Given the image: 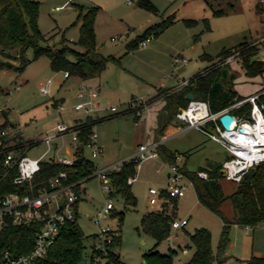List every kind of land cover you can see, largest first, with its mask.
Segmentation results:
<instances>
[{
  "label": "rangeland",
  "instance_id": "1",
  "mask_svg": "<svg viewBox=\"0 0 264 264\" xmlns=\"http://www.w3.org/2000/svg\"><path fill=\"white\" fill-rule=\"evenodd\" d=\"M36 1L39 2L38 26L50 45L59 44L63 36L70 42L77 41L80 21L75 24L74 22L77 19L78 5L101 7L95 19L99 51L104 56H115L119 62L109 61L99 77L82 81L87 86L99 87L97 99L103 107H108V111L102 110L94 116L100 118L111 113L116 114L93 127L102 152L97 157H92L89 146L83 149L84 156L98 167L127 159L139 143L150 138L151 126L144 113L154 102V87L188 80L206 64L207 60L202 58L204 55L215 57L223 48H231L244 40L250 41L259 37L264 27V15L257 14L255 0H150L158 9L157 14L138 7L136 0H130V3L127 0ZM230 4L237 10L235 13L226 12L231 8ZM213 10H222L224 13L215 14ZM172 13L176 16L174 22L157 36H151L146 45L137 44L127 49L126 44L141 34L149 23L159 20V15L166 17ZM184 19H193L195 22L188 26ZM111 37L115 39L111 40ZM72 45L76 50H82L79 45ZM259 48L260 54L264 56V46L261 44ZM175 56H182L187 62L176 67ZM25 57L30 62L21 71L0 69V130L9 131L7 137L14 133L16 135L18 131V135L22 134L23 139L38 141V144L27 152L29 156L37 158L47 149L46 144L40 141L41 138L54 133L58 122L71 126L76 119H83L86 115L72 109V105L77 102L75 93L81 80L74 76L64 78V72L53 71L46 56L33 59L32 48L26 50ZM12 62L15 65L20 64V61ZM223 66L234 75L233 88L235 82L236 89L244 91L264 85V72L258 78L243 74L239 55L232 57ZM48 79L52 81L51 91L49 94H43L39 87ZM134 99H142L143 102L137 103ZM132 100L134 102L131 103ZM58 103H62L64 108L60 109ZM111 106L117 111L109 112ZM136 111L143 114L137 117ZM5 120L12 124L4 125ZM12 127L16 131L11 130ZM176 129L177 127L173 126L166 134L169 135ZM163 144L169 150L179 153L176 164L190 172L207 167L210 163H222L231 157L223 146L208 139L203 132L195 128L170 136ZM74 145L71 134L58 136L51 141V149L41 160L73 158ZM168 172L169 164L159 156L140 162L131 184V192L136 199L135 206L125 204L119 194H110L109 191L103 190L102 181L97 177L83 182L80 186L82 193L79 192L77 202V224L81 231L85 235L97 231L95 220L98 219V212L102 211L106 202L111 199L114 208L103 213L99 225L119 229L117 232L120 243L116 247L120 257L119 264H144L143 255L151 249L162 254L172 251L173 264H184L194 251L187 233H193L201 227L210 231L211 246L215 252L222 219L199 203L193 186L185 176L181 179L186 186L185 193L177 199L175 219H184L186 225L171 229V238L162 240L158 245H155L154 238L141 230L142 215L160 207V192L166 187ZM219 181L225 194L231 193L236 186V182L225 176ZM153 196L158 202L148 206L149 199ZM221 210L227 218L232 217L233 208L229 200L222 203ZM117 212H122L120 225ZM235 229L237 235H242L241 238L244 237L241 232L249 236V249L252 246L254 231L258 236L255 246L260 245L264 251L263 224L249 232H246L245 227L234 224L229 228L228 239L236 235ZM85 244L88 248L90 240L86 239ZM184 247L187 249L186 253L181 251ZM231 260L230 264H241L233 260V257Z\"/></svg>",
  "mask_w": 264,
  "mask_h": 264
},
{
  "label": "trees",
  "instance_id": "2",
  "mask_svg": "<svg viewBox=\"0 0 264 264\" xmlns=\"http://www.w3.org/2000/svg\"><path fill=\"white\" fill-rule=\"evenodd\" d=\"M136 5L153 14L158 13V9L150 0H136ZM77 21H80L79 35L75 42H70L64 36L59 44H48L47 38L38 26L39 2L36 0H0V69H15L18 71L30 62L25 57L28 48L33 49V59L40 56H46L49 59L50 68L55 72H67L68 76H74L81 80H87L100 75L106 68L109 61L119 62L111 55L104 56L97 47L94 23L99 12V7L91 5L83 7L77 6ZM215 14H222V10H214ZM174 22V16L169 15L162 18L144 29L127 44V49L139 44L149 36H157L166 27ZM186 25L190 26L195 21L193 19H184ZM73 44L79 45L82 50L78 51ZM239 50L241 67L246 76L253 77L264 72V61L253 60L251 58L258 53L257 44L243 41L240 44L223 48L220 53L211 57L204 55L202 58L210 64L195 73L186 86L181 89L159 88L157 96L164 100V105L157 117L156 140L165 134L166 128L173 121L178 110L185 108L189 100L186 94L191 93L194 99L207 101L211 112H217L232 104L234 101L243 98L233 88L234 75L229 74L226 79H222L221 70L226 66L216 65L223 61L225 57ZM12 60L20 61L15 65ZM216 81L222 83L219 90H213L212 86ZM258 102L264 104V94L259 96ZM251 105L243 104L231 111L233 115L248 116ZM116 114H110L106 117L86 116L85 119H77L74 127L79 129L78 135L82 143L75 147V159L71 165H66L54 161L50 158L40 161V168L34 174L31 180L17 183L14 181L17 176V165L12 163L10 166L4 164L7 151L14 150L20 153L24 148L29 150L38 141L33 139H23L14 146H6L10 140L16 137L2 136L3 144H0V198L9 193L37 194L42 189H47L50 179L65 172L66 176L62 178L63 183H74V189L79 194L80 186L83 182L93 178L96 169L94 162L84 156L83 149L91 143L88 135L93 127L103 119ZM6 122L4 125L8 126ZM158 156L169 165L175 164L179 153L166 148L163 143L157 146ZM184 154V153H182ZM140 161L131 159L124 161L117 171L109 175L114 191L111 194H119L125 204L135 206L136 199L131 192V183L127 182L128 177H134L136 168ZM222 163H210L207 167H200L197 171L190 172L184 167H178L179 171L185 176L193 186L198 201L212 212L218 214L222 219V227L219 234L218 245L214 252L211 246V233L207 228L201 227L188 233L194 251L188 261L184 264H216L223 263L225 257L223 253L228 242L229 228L232 224L255 227L264 223V161L245 171L241 179L236 182L234 190L225 194L220 184L218 174ZM199 171L206 172L207 177L202 178L198 175ZM163 202L159 209L146 211L140 219V228L145 233L154 238L158 245L165 240L171 232L172 223L176 217L177 199L168 196L165 191L160 194ZM229 200L233 215L227 218L221 210L224 201ZM118 225L122 220V212L116 213ZM39 224L29 225H10L0 231V264L2 254L5 250H10L15 254L29 252L34 246L35 233ZM119 229H117L118 231ZM93 236L85 235L77 224L76 220L68 222L60 227L59 235L54 244L49 248L47 255L36 261L35 264H59L79 262L84 254L86 239ZM120 237H116L115 245H119ZM144 264H173L172 251L168 254H162L155 249H151L143 255ZM120 257L111 255L110 264H119ZM246 264H264V256H251L246 260Z\"/></svg>",
  "mask_w": 264,
  "mask_h": 264
},
{
  "label": "built area",
  "instance_id": "3",
  "mask_svg": "<svg viewBox=\"0 0 264 264\" xmlns=\"http://www.w3.org/2000/svg\"><path fill=\"white\" fill-rule=\"evenodd\" d=\"M127 2L130 3V0H127ZM57 8L58 7H56V9ZM150 37L151 36L142 40L139 44L142 46L146 45V41ZM239 53V50H235L225 57L223 61L216 63V65L219 67L223 66L225 63L229 62L232 57L239 55ZM186 62V58L182 56L174 57L176 66L179 63L184 64ZM64 76L67 77L68 73L64 72ZM82 81L75 93L77 102L72 105V109L86 116H94L102 110L108 111V107H103L98 101L96 97L97 89L85 85ZM51 82V79H48L45 84L41 85L39 87L40 92L49 94L51 91ZM188 82L189 79L181 80L174 89H181L186 86ZM262 94H264V89L238 99L217 112L210 111L207 101L192 99L185 108H181L176 112L174 122L176 123L177 129L172 134H178L184 130L195 128L203 132L209 139L219 143L231 155V157L224 160L222 163V167L226 170L225 177L234 182H238L245 171L264 161V156H255V153L264 152V149L259 151L252 149V146L262 143L261 141L252 142V139H259L258 135H256L258 124L261 122V124L264 125V104L258 102V98ZM134 100H132L131 103L134 102ZM136 102L140 103L143 102V100H136ZM246 103L251 105L247 117L244 115H233L231 113L233 109ZM58 106L60 109L64 108L61 103ZM116 111L117 109L114 106L109 107V112ZM136 113L137 116L143 114V112L140 111H136ZM224 113H230L235 118V125L231 130H226L219 121V117ZM74 125V123L69 126L63 122H58L54 127V133L46 134L41 138L40 141L46 144L47 149L37 158L29 156L26 148L20 153H16L14 150L7 151L4 164L10 166L12 163H15L17 165L18 173L14 181L21 183L32 179L40 168L41 158L49 152L51 149V141L56 137L69 133L76 144L82 143L78 135L79 129L74 127ZM13 129L12 127L11 130ZM14 130L16 131V129ZM8 134L9 131L5 129L0 130V144H3L1 137L8 136ZM18 134V131H16V135L15 133L10 135V137L16 138L10 140L5 145L14 146L19 141ZM22 136L21 134L19 137ZM168 136L169 135L164 134L160 140L139 145L137 150L130 157L121 162H115L101 168L96 167L93 176L102 181L101 187L103 190L111 191L113 188L109 176L111 172L117 171L124 161H129L131 159L141 161L146 158L157 157V146L163 143ZM88 137L91 139V143L87 144L91 149V156L97 157L102 152L101 147L96 141L97 134L92 130ZM250 143L252 146L247 145ZM178 158L179 155H177V159ZM74 159L75 157L70 159L63 157L56 158L54 161L71 165ZM169 169L170 173L167 177L164 191L170 197L179 198L184 195L186 188L185 184L181 182L183 175L179 171L176 163L170 165ZM198 175L202 178L207 177L206 172L203 171H199ZM65 176V172H60L50 179L47 189H42L37 194L21 195L13 192L0 198V231L10 225L39 224V228L35 233L33 248L29 252L23 254H15L10 250H5L2 254V261L4 264H35L38 259L47 255L49 248L54 244L59 235L60 227L68 222L76 220L79 194L74 189V183L62 182V178ZM133 180L134 177H128L127 182L132 183ZM61 199L62 201L60 203ZM156 201L157 198L155 196L151 197L149 200L151 204ZM54 206H56L55 209H53ZM113 208L114 205L111 199H109L102 211L98 212V219L95 220L98 227L97 231L93 233V236L89 239L90 244L88 248H85L82 259L76 263L62 262L59 264H110L111 255L119 256L116 251L117 246L115 245V240L118 236L117 230L111 227H101L99 225V219L103 216V213ZM184 224V220H174L172 227L177 228Z\"/></svg>",
  "mask_w": 264,
  "mask_h": 264
},
{
  "label": "crops",
  "instance_id": "4",
  "mask_svg": "<svg viewBox=\"0 0 264 264\" xmlns=\"http://www.w3.org/2000/svg\"><path fill=\"white\" fill-rule=\"evenodd\" d=\"M226 1H228V0H226ZM215 2H217L216 0H215ZM220 2V1H219ZM255 2H256V4H254V6L256 5V7H257V14L259 15V16H261L262 15V13H263V15H264V0H255ZM233 4H230V6H231V8L228 10V11H226V12H233V13H235L237 10L236 9H234V8H232L233 6H232ZM259 5H261V7H259ZM91 6V5H90ZM100 9H99V12L101 11V7H99ZM241 10V9H240ZM214 11V10H213ZM98 12V13H99ZM225 12V13H226ZM222 13H224V11H222ZM98 15V14H97ZM170 15H173L174 16V19L176 18V16H175V13H172V14H170ZM169 16V15H168ZM97 17V16H96ZM167 17V16H166ZM162 18H165V17H163L162 15H159V20H154L153 22H151V23H149L146 27H148V26H150V25H152V24H154V23H157V22H159ZM145 27V28H146ZM144 28V29H145ZM94 29H95V37H96V43H97V30H96V28H95V23H94ZM144 29H143V31H144ZM142 31V32H143ZM140 35V34H139ZM138 36V35H137ZM112 38H114V37H111V40H114V39H112ZM245 41V40H244ZM248 42H252V43H255V44H257V47H258V53L257 54H259L262 58L261 59H258V60H263L264 61V56L263 55H261L260 54V48H259V46H261V44H262V46H264V27L262 28V34H260L259 35V37H256V38H254V39H252V40H250V41H248ZM128 44V43H127ZM127 44H126V47H127ZM97 47L100 49V47H99V45H98V43H97ZM111 56H113V55H111ZM114 58H115V56H113ZM257 60V59H256ZM180 64V63H179ZM185 64V63H184ZM210 64V62H206V64L200 69V70H198V71H196L195 73H197V72H199V71H201L202 69H204L205 67H207L208 65ZM177 67V66H176ZM241 69H242V72H243V74L245 75V73H244V70H243V68L241 67ZM227 71H228V75L229 74H231L230 73V71H229V69L227 68ZM59 72H61V71H59ZM194 73V74H195ZM101 74V73H100ZM193 74V75H194ZM64 75V74H63ZM192 75V76H193ZM227 75V76H228ZM260 75L261 74H259V75H256V76H253V77H260ZM100 76V75H99ZM99 76H97V77H99ZM191 76V77H192ZM246 76V75H245ZM70 76H67V77H65L64 76V78H69ZM190 77V78H191ZM247 77H249V76H247ZM95 78V77H94ZM250 78H252V77H250ZM77 79H79V78H77ZM91 79H93V78H91ZM223 79V78H222ZM79 80H81V79H79ZM87 80H90V79H87ZM236 80V79H235ZM82 81V80H81ZM179 83V82H178ZM178 83H175V84H172V85H165V86H160V87H154L155 88V91H154V93L152 94V96L154 97V102L150 105V107L147 109V111H146V113H144V116H145V119L146 118H148V124L151 126V136H150V138L148 139V140H146V141H143V142H141V143H139L138 144V146L139 145H141V144H144V143H151L152 141H157L156 140V127H157V117H158V115L160 114V112H161V109H162V107H163V105H164V100L162 99V98H160L159 96H157V93H158V89L159 88H163V89H165V88H174L176 85H178ZM222 84V83H221ZM236 86H237V84H236V82H235V85H234V89L237 91V93H239L241 96H243V97H245V96H247V95H250V94H253V93H256V92H258L259 90H261V89H264L263 88V86L264 85H260V86H258L256 89H253V90H246V91H244V90H240L239 88L238 89H236ZM97 89V91H96V97L98 96L99 97V87H97L96 88ZM151 96V97H152ZM60 103H58V105H59ZM62 104V103H61ZM92 117H97V116H92ZM138 117V116H137ZM140 117V116H139ZM80 119V118H79ZM83 119H85V118H83ZM82 119V120H83ZM77 120V119H76ZM75 122V121H74ZM173 126H176V123L174 122V121H172L170 124H169V126L166 128V130H165V134L167 133V131H168V129H171V127H173ZM192 129V128H191ZM187 130H189V129H187ZM187 130H184V131H187ZM184 131H182V132H184ZM173 132H175V130L174 131H172L170 134H169V136L168 137H170V136H174V135H177V134H172ZM181 132V133H182ZM161 137L162 136H160V138L158 139V140H160L161 139ZM167 137V138H168ZM166 138V139H167ZM208 138V137H207ZM165 139V140H166ZM209 139V138H208ZM211 140V139H210ZM97 141V140H96ZM40 142V141H39ZM98 144V143H97ZM76 143H75V145H74V148L76 147ZM138 146H137V148H138ZM137 150V149H136ZM135 150V151H136ZM134 151V152H135ZM133 152V153H134ZM228 152V151H227ZM132 153V154H133ZM132 154H130V155H128L127 157H130ZM74 157H75V155H74ZM152 158V157H151ZM142 161V160H141ZM140 161V162H141ZM140 162H139V164H140ZM113 163H115V162H111V163H107V164H104V165H102L101 167H105V166H107V165H110V164H113ZM223 163V162H222ZM139 164L137 165V167L139 166ZM170 166V165H169ZM96 167H98V166H96ZM100 167V168H101ZM169 173L170 172H168V174H167V177H168V175H169ZM132 184V183H131ZM84 191H85V188H84ZM164 191V189H162V191L161 192H163ZM111 192H112V190L111 191H109V193L111 194ZM161 192H160V194H161ZM184 196V195H183ZM150 200V199H149ZM158 202V200L155 202V203H153V204H151L150 202H148V206H151V205H154V204H156ZM162 202H163V199L162 200H160V206H161V204H162ZM200 203V202H199ZM204 206V205H203ZM160 208V207H159ZM158 208V209H159ZM155 210H157V209H155ZM152 211V210H151ZM176 220V219H175ZM182 220H184V219H182ZM178 221V220H177ZM181 221V220H180ZM185 221V220H184ZM186 221H185V224L183 225V227L186 225ZM260 224H263L264 225V223H260ZM260 224H258V225H260ZM233 225L234 224H232L230 227H233ZM235 225H238V224H235ZM257 225V226H258ZM241 228L242 227H245V230H246V232H249L252 228H256L257 226H255V227H249V226H243V225H239ZM172 229H173V227H172ZM240 230V229H239ZM238 230V231H239ZM241 232V231H240ZM189 233V232H188ZM188 233H187V235H188ZM234 233L236 234L237 233V230L235 229L234 230ZM242 234H243V236L244 237H246V239L243 237V238H241L242 237V235L240 236L239 235V233H238V235L236 234L235 236H233L232 238H230V239H228V242H227V245H226V247H225V251H224V253H223V257H225V261L223 262L224 264H230L231 262H232V260L230 261V259H231V257H233V260L235 259L236 261H238V262H241V264H246V260L247 259H249L251 256H264V251H263V249L261 248V246L259 245H257V246H255V242H256V237H258L257 236V234L253 231V237H252V246H251V249H249L248 248V246L247 245H249V242H248V238H249V236L246 234V233H243V232H241ZM91 235V234H90ZM171 237H170V235L167 237V239H170ZM247 242H248V244H247ZM183 243H186V242H183ZM181 251H182V253H186L187 252V249H186V247H184V248H182L181 249Z\"/></svg>",
  "mask_w": 264,
  "mask_h": 264
},
{
  "label": "water",
  "instance_id": "5",
  "mask_svg": "<svg viewBox=\"0 0 264 264\" xmlns=\"http://www.w3.org/2000/svg\"><path fill=\"white\" fill-rule=\"evenodd\" d=\"M261 58H262V57H261L259 54H256L255 56H253V57L251 58V61L256 60V59H261ZM221 74H222V78H223V79H226V78H227V75H228V71H227V69H226V68H223V69L221 70ZM221 87H222V84H221L220 81H216V82L213 84V86H212L213 90H219V89H221ZM186 98L190 101V100L194 99V96H193V94L188 93V94H186ZM219 121H220L221 125H222L226 130H231V129L234 127V125H235V118H234V116H233L232 114H230V113H224V114H222V115L219 117ZM218 174H219L220 176H225V174H226V170H225L223 167H221V168L219 169V171H218ZM79 192L82 193V190L80 189ZM81 196H82V195L80 194V197H81ZM61 201H62V199L60 200V203H61ZM55 208H56V206L53 207V209H55ZM53 209H51V210H53Z\"/></svg>",
  "mask_w": 264,
  "mask_h": 264
},
{
  "label": "bare ground",
  "instance_id": "6",
  "mask_svg": "<svg viewBox=\"0 0 264 264\" xmlns=\"http://www.w3.org/2000/svg\"><path fill=\"white\" fill-rule=\"evenodd\" d=\"M256 135H258L259 139L256 140L255 139H252V142H255V141H261L262 143H259L258 145H254L252 146L251 143L250 144H247V145H250L252 146V149L255 150V151H259V150H263L264 149V125L261 124V122L258 124V129L256 131ZM255 156H258V157H263L264 156V152H258V153H255Z\"/></svg>",
  "mask_w": 264,
  "mask_h": 264
}]
</instances>
